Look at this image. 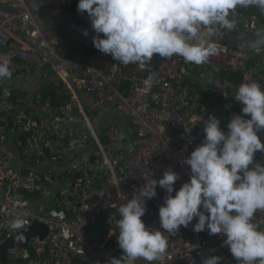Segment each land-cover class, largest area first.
<instances>
[{
    "label": "built area",
    "instance_id": "2783aa9c",
    "mask_svg": "<svg viewBox=\"0 0 264 264\" xmlns=\"http://www.w3.org/2000/svg\"><path fill=\"white\" fill-rule=\"evenodd\" d=\"M76 1L0 0V59L12 72L10 79L0 80V245L34 222L50 230L46 240L30 241V255L13 250L14 264H107L119 258V206L166 170L178 173L179 190L190 179L183 160L204 141L203 121L215 115L227 131L233 114H242L243 105L235 99L239 85L255 81L264 87V46L259 51L249 47L257 32L264 34V13L256 7L238 8L234 29L207 40L218 52L206 63L154 55L141 68L119 64L95 49L90 20L77 11ZM228 73L240 75L239 81L225 79ZM53 78L72 95L67 105L36 100L29 90L12 92V86ZM77 91L92 96L89 109L75 98ZM106 111L118 112L127 122H109L104 143L91 115ZM11 122L24 136V164L50 162L45 171L11 168L3 148ZM76 124L86 131L78 132ZM258 135L264 142V131ZM255 159L264 165V152ZM58 166L67 178L53 205L36 210L30 198L54 186ZM157 193L147 200L142 217L148 227L159 228L166 193L159 186ZM196 222L173 236L165 233L166 253L153 264H202L212 255L222 257L220 264H238L222 237L194 232ZM253 222L264 230V211Z\"/></svg>",
    "mask_w": 264,
    "mask_h": 264
},
{
    "label": "clouds",
    "instance_id": "9594fccd",
    "mask_svg": "<svg viewBox=\"0 0 264 264\" xmlns=\"http://www.w3.org/2000/svg\"><path fill=\"white\" fill-rule=\"evenodd\" d=\"M249 7L264 13V0H79L77 11L88 15L96 50L119 64L143 68L154 55L166 60L180 56L194 65L206 63L218 52L207 40L221 30L234 29L237 9ZM256 36L249 47L259 51L264 34ZM11 76L9 62L0 59V80ZM235 99L243 105L242 114H233L227 131L215 115L203 121V143L183 160L190 166L189 181L176 190L179 175L166 170L119 206L115 235L122 254L107 264L138 260L153 264L166 253L165 233L175 235L194 218L193 231L207 230L222 237L238 264H264V230L253 222L255 214L264 211V165L255 162V154L264 152L258 135L264 131V87L255 81L243 82ZM157 186L166 193L158 210L159 228L146 226L142 219L147 200L158 195ZM221 260L212 255L204 257L202 264Z\"/></svg>",
    "mask_w": 264,
    "mask_h": 264
},
{
    "label": "crops",
    "instance_id": "0c3cea01",
    "mask_svg": "<svg viewBox=\"0 0 264 264\" xmlns=\"http://www.w3.org/2000/svg\"><path fill=\"white\" fill-rule=\"evenodd\" d=\"M53 82V80H50ZM43 84L40 82H31L29 84H22V85H15L12 86L14 89H20V90H29L31 92H36L40 86ZM75 98L79 101V103L85 108L89 109L92 105V96L90 94L77 91L75 93ZM99 121L102 120H108L110 122H118L121 125H125L127 120L123 118L122 116H117L118 114L115 112H100L98 113ZM98 115H95L93 118L96 121V117ZM119 117L121 119L119 120ZM13 122H11L12 126ZM75 129L78 132H85L86 129L82 124H76ZM9 135L6 140V142L3 144V148L9 153L11 157V168L13 170L21 171L23 173H29V172H42L45 171L49 166L50 162L43 161L42 164L39 165H33V166H27L23 162V150L24 146L22 145V142L17 138L16 134L17 132L14 131L13 127L9 130ZM74 164H77V160H74ZM61 166L57 167V174L56 179L54 182V186L50 188L44 195L42 196H33L30 198V204L33 208L39 211H43L44 209H47V207H51L54 202V198L57 195L58 191L62 187V173ZM58 175V176H57ZM10 264H14L10 262Z\"/></svg>",
    "mask_w": 264,
    "mask_h": 264
},
{
    "label": "water",
    "instance_id": "95a60500",
    "mask_svg": "<svg viewBox=\"0 0 264 264\" xmlns=\"http://www.w3.org/2000/svg\"><path fill=\"white\" fill-rule=\"evenodd\" d=\"M94 116L95 114L91 115L92 118ZM49 234L50 230L47 225L41 222H34L30 227L16 233L0 245V261L3 264H10V253L13 250L24 251L30 255L28 249L30 241L33 239L44 241Z\"/></svg>",
    "mask_w": 264,
    "mask_h": 264
},
{
    "label": "trees",
    "instance_id": "16d2710c",
    "mask_svg": "<svg viewBox=\"0 0 264 264\" xmlns=\"http://www.w3.org/2000/svg\"><path fill=\"white\" fill-rule=\"evenodd\" d=\"M223 77L225 79L236 80V81H239L240 79V75L231 74V73L225 74L223 75ZM12 92L13 94L18 93V95H21L22 93H24V91L20 89H12ZM33 95L36 100H50L55 105H61V106L67 105L72 100V95H70L66 90H64L63 86H58L56 83L52 81L45 82L42 86L39 87V89L36 92H33ZM94 114L98 115V113L96 112ZM11 127H13L14 131H16L15 125L12 124ZM105 131H106V128H104L103 131L100 133L102 142L104 143L106 142ZM16 136L22 142V145L24 146L23 134H20L17 132ZM60 177H62V185H63L67 177H64L62 175Z\"/></svg>",
    "mask_w": 264,
    "mask_h": 264
},
{
    "label": "rangeland",
    "instance_id": "374dc122",
    "mask_svg": "<svg viewBox=\"0 0 264 264\" xmlns=\"http://www.w3.org/2000/svg\"><path fill=\"white\" fill-rule=\"evenodd\" d=\"M78 2H79V0L76 1L77 6H78ZM254 9H255V7H254ZM42 84H44V83H42ZM110 112H115V111H110ZM115 113L118 114L117 116H121L118 112H115ZM99 116L100 115H98L96 118L95 125H96V129L101 133L103 131V129L107 127V125L109 124L110 121H108V120L99 121ZM120 119H121V117H119V120Z\"/></svg>",
    "mask_w": 264,
    "mask_h": 264
}]
</instances>
